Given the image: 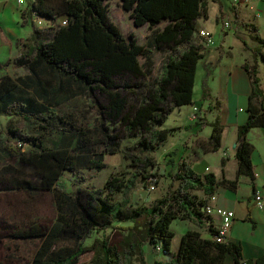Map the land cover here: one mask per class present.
<instances>
[{
  "label": "trees",
  "instance_id": "16d2710c",
  "mask_svg": "<svg viewBox=\"0 0 264 264\" xmlns=\"http://www.w3.org/2000/svg\"><path fill=\"white\" fill-rule=\"evenodd\" d=\"M108 1L36 0L28 7L31 13L57 25L53 36L33 52L53 68L80 79L90 96L98 93L106 97L109 104L101 107L108 110L104 112L106 116L114 121L122 119L128 132L142 135L139 144L144 151L155 152L174 131L161 128L170 114L194 103L198 64L205 57L202 43L197 42L195 34L197 21L208 18L209 1L122 0L124 10L131 14L138 28L145 25L154 28L167 22L157 33L155 42L159 49H171L172 54L159 79L147 90H143L138 81L151 76L154 61L145 45L139 44L134 36L125 37L110 21ZM212 1L222 6L220 0ZM64 18L67 25L61 24ZM258 31L254 28V38L264 48V39ZM32 55L28 52L15 63L27 66ZM262 60L264 62V54ZM244 68L252 79V94L248 121L239 128L236 158L238 176L253 178V147L247 136L253 129L264 128V104L258 103V100H264V92L257 72L247 65ZM16 87L17 80L10 76L0 80V105H10ZM131 98L141 103L134 113L135 108L131 107V111L125 114ZM30 110L32 112L22 113V110L17 112L14 109L26 119L27 114H52ZM222 130L214 125L207 142L209 152L219 151ZM104 137L115 152L118 136L109 134L105 128ZM6 151L10 158L33 165L40 176L41 189L54 193L56 217L52 224L33 225L28 230L14 233L16 238H38L41 241L34 257L26 264H147L144 246L161 247L165 255L171 254L175 238L173 222L180 219L201 227L207 216L204 208L217 193L218 181L214 173L199 175L190 162L181 159L176 173L171 175L179 184L176 189L170 190L150 207L126 206L116 200V196L128 186L119 178L110 179L101 191L79 190L75 194L66 193L57 185L65 171L78 168L77 156L69 148H47L42 142L34 141L28 154L21 153L17 146L8 147ZM132 156L134 164L142 168L146 188L158 186L162 176L152 173L157 169L156 162L144 154ZM171 164H175L173 159ZM91 165L100 171L104 168L101 159L91 161ZM225 183L231 187L236 184ZM194 191L205 197L198 198L193 195ZM250 213L246 217L248 221L251 220ZM131 221H134L133 225L113 227L116 222ZM109 227L113 229L110 235L95 240L91 246L83 244L87 238ZM209 230L213 237L218 233L215 229ZM226 255H231L239 264L241 246L229 241L219 243L213 238L204 239L199 231L189 230L181 238L178 253L169 261L155 264H224ZM245 264H264V256Z\"/></svg>",
  "mask_w": 264,
  "mask_h": 264
},
{
  "label": "rangeland",
  "instance_id": "374dc122",
  "mask_svg": "<svg viewBox=\"0 0 264 264\" xmlns=\"http://www.w3.org/2000/svg\"><path fill=\"white\" fill-rule=\"evenodd\" d=\"M208 1L209 19H201V22L206 21L207 27L197 24V30L205 28L211 32L212 30L209 27H214L215 44L212 47H207L204 43L201 44L206 60L200 61L198 64L194 103L184 106L182 109H175L170 114L168 121L161 126L162 129L166 127L174 128V131L169 140L159 150L155 152L144 151L139 144L143 139L141 134L128 132L122 119L114 121L106 116L104 112L107 113L108 110H104L101 107L102 105L108 106V99L98 93L92 97L89 91L84 93L83 87L64 85L66 89L65 96L68 98L58 107V114H27L26 117L28 116V119H26L22 114H16L14 111V109H17V112L22 110L19 105L15 107L10 103L6 107L0 106V264L29 263L41 241L38 238H16L14 233L28 230L33 225L49 226L56 217L54 193L41 189V179L33 165L29 163L22 164L18 160L7 156L6 150L8 147H16L18 144H22L23 147L19 148V150L24 154L29 153L34 141L42 142V145L47 148H69L77 156L78 168L72 171H65L63 176L57 181V185L66 193L75 194L79 190L101 191L110 179L119 178L125 181L128 186L116 196L118 202L132 207H150L170 190L179 186L178 183L173 181L171 175L177 171V161L180 159L182 147H187L192 139H188L191 128L189 126L178 127V125H183L187 119L186 121L190 122V125L196 122L206 126L208 120H214L215 116H213V113L215 115V111L221 106V101L216 93L208 97H203L202 94L203 89L208 86V80H210L207 72L221 64L218 56L220 55V50L223 49L221 38L222 36L224 37L226 32L233 33L231 44L234 47L232 56L227 59L228 62L235 59L234 56L237 55V64L246 62L249 68L257 72L258 76L264 81V62L262 60L264 48L254 38V28L258 29L255 21L259 19L256 17V10L260 11L259 5L264 3V1L241 8V10H247L250 15L239 30V26L242 25L241 23L244 20L237 22L235 10L233 8L230 9V0H222V4L227 9V15L229 16L226 19L232 23V28L227 31L223 28V21L225 20L223 14H218L219 7L222 6L212 0ZM107 3L109 4L110 21L120 28L125 37L134 36L139 44L145 45L149 51L150 58L154 61L151 76L138 81L143 90H147L155 80L159 79L172 54L171 49H159L155 42L157 33L162 30L167 22L164 21L154 28H150L148 25L138 28L134 25L131 14L124 10L122 0H109ZM231 13L233 14L232 16L229 15ZM217 15L219 20L215 22ZM25 18L28 24L25 22L21 24V27H18L21 34L19 37L21 49L19 52L22 51L26 43H32L30 36L34 30L38 31L41 38H46L47 40L56 31L57 23L55 22L38 18L32 13L31 15H25ZM258 32L261 36H264L262 31L259 30ZM196 40L201 42L198 39ZM213 56L216 58L213 59ZM257 62L259 65H257ZM142 63H145L144 59H142ZM9 72L15 77L18 74H25L23 70L16 71L17 73L14 74L15 69L13 66L10 65L9 67L6 64L0 66V79L4 78ZM76 83L82 84L80 79ZM31 90L33 93V89ZM121 93L125 94L122 91ZM221 100L224 104L226 97L223 95ZM140 103L141 101L138 102L137 99L131 98L125 114L131 111V107L135 108L133 110L134 113ZM194 107L200 110L198 114L200 119H197L199 121L192 119V114L194 113L192 108ZM105 128L108 129L109 134L118 136L115 152L105 140ZM202 141L206 148L207 141ZM174 153L176 154L174 155ZM142 154L151 157L156 162L157 169L152 170V173L157 172L162 176L158 186L146 188V181L141 176L142 168L134 164L132 156ZM170 155H173V157ZM95 159H101L102 165H104L103 170L92 168L91 161ZM171 159L175 161V164H171ZM210 160L212 163H216V155H212ZM193 195L200 199L205 197L203 193L198 191H194ZM215 223L216 225L219 224L217 220ZM133 224L134 221L128 223L116 222L113 227ZM211 226L207 216L203 219L201 227L189 221L175 220L172 224L175 238L172 243L171 254L164 256L163 252H158L154 247L153 251L149 253L148 264H153L155 257L158 258L157 260L168 261L176 255L182 236L189 230L199 231L202 238L212 239L213 236L209 230ZM212 227L216 229L215 226ZM112 232V227H109L87 238L83 241V244L91 246L95 240L102 239Z\"/></svg>",
  "mask_w": 264,
  "mask_h": 264
},
{
  "label": "crops",
  "instance_id": "0c3cea01",
  "mask_svg": "<svg viewBox=\"0 0 264 264\" xmlns=\"http://www.w3.org/2000/svg\"><path fill=\"white\" fill-rule=\"evenodd\" d=\"M220 1L222 3V0ZM232 1L230 0V9L233 8L235 10V19L237 22L244 20L241 23L242 25L239 26L240 30L243 27V22L248 20L247 17L250 14L247 10H241L244 6H235ZM259 9L260 11L256 10V17L259 19L255 22L258 29L264 34V3H260ZM226 10L224 4H222V7H219L218 13L223 14V18L225 19L229 17ZM29 14L31 15V11L25 3L19 4L17 0H0V66L7 64L10 67L12 65L15 69L14 74L19 70L25 72L24 75L18 74L16 77L11 72L5 75L17 80V87L12 91V95L14 96L11 102L12 106L17 107L19 105L22 108V113L32 112L30 109H34L35 112L46 111L47 113L52 112L58 114V107L68 98L65 96V84L68 86L83 87L84 93H88L89 90L85 84L76 83L79 79L76 80L77 78L70 74L53 68L44 58L39 57L38 54L33 52L41 43L47 40L46 38H41L38 31H33V34L30 36L32 43H26L22 51L19 52L21 49L19 37L21 34L18 27H21V24L25 22L28 24L25 15L27 16ZM229 15L232 16L233 14L231 13ZM217 19L218 15L214 21L216 22ZM197 24L205 27L206 21L201 22V19H199ZM209 29L213 31L211 32L214 37V27H209ZM232 35L233 33L226 32L224 37L222 36L221 45L223 49L220 50V55L218 56L221 64L217 68L213 70L211 68L207 72L208 79L210 80H208V86L203 89L202 94L203 97H208L216 93L221 101V106L215 111V115L213 113V116H215L214 120H208L206 126L197 124L196 122L190 125V122L186 121L187 119L183 125H178V127L189 126L191 128L188 139L192 140L187 147H182L183 150L180 152V159L177 163L181 159H186L192 164L197 174L205 175L207 173H214L216 175L218 187L215 206L231 210L235 213V219L228 236V241L241 246L242 258L239 264H245L248 261H255L264 256V209H259L255 201L256 191H260L264 196V128L253 129L247 136L248 142L253 147L252 163L254 177L245 175L238 176L239 166L236 158L238 132L240 126L246 124L249 118L248 108L251 102L252 79L244 68V65L248 66V64L246 62L237 64V55L234 56L235 59L232 61L228 62L227 60L230 59L234 50L231 44ZM261 37L264 39V36ZM28 52L31 55L33 53V58L31 57L30 63L27 66L17 65L15 60L27 55ZM212 58L214 59L216 57L213 56ZM204 60H206V56L202 61ZM257 65H259L258 62ZM259 78L261 89L264 92V81L261 77ZM31 89H33V93ZM223 95L226 97L224 104L221 100ZM258 103L264 104V100L260 99ZM198 119H200L199 115ZM215 124L223 129L221 147L217 152H209L207 150V142L213 133ZM165 129L174 128L166 127ZM172 133L169 138L172 136ZM202 140L207 141L206 148ZM212 155H216V163L211 162L210 158ZM223 160H225L224 164L222 163ZM226 181L230 183L236 182V184L234 187H231L230 185H226ZM249 213L251 214L250 221L246 219ZM207 217L210 220V224L215 226V230H217L221 222L220 218L217 216ZM216 220L219 222L218 225L215 223ZM212 226L211 228L214 229ZM153 248V246L148 244L144 246L147 264L149 263V253L153 251ZM160 252L162 253V251ZM163 255L167 256L165 254ZM157 259L155 257L153 264L157 261H164ZM224 264L238 263L231 255H226Z\"/></svg>",
  "mask_w": 264,
  "mask_h": 264
},
{
  "label": "built area",
  "instance_id": "2783aa9c",
  "mask_svg": "<svg viewBox=\"0 0 264 264\" xmlns=\"http://www.w3.org/2000/svg\"><path fill=\"white\" fill-rule=\"evenodd\" d=\"M36 0H17V2L19 4H27V7L32 6L33 3ZM264 0H233V4L235 6H250L253 5L255 3L258 2H262ZM62 25H67V19H62L61 21ZM223 28L224 30H230L231 29V22L227 21V19H225L223 21ZM195 39H198L201 41V43H204L205 46L207 47H212L215 44V40L213 37V34L205 29H199L197 30L196 34H195ZM192 119L193 120H197L198 119V108L194 107V113L192 114ZM18 148H22L23 145L22 144H18L17 145ZM217 201V196L216 194L213 195L210 198L209 203L205 206L204 208V212L207 216H217L220 218V225L217 228V235L213 237V239L219 243H223L228 241V236L229 233L231 231V228L233 226L234 223V219H235V213L231 210H227L218 206H215V202ZM255 201H256V206L259 209H264V196L260 191H256L255 193ZM157 251H162L161 247L157 248Z\"/></svg>",
  "mask_w": 264,
  "mask_h": 264
}]
</instances>
